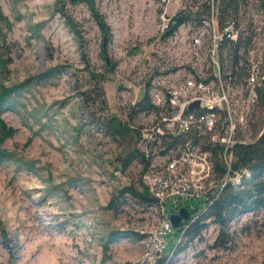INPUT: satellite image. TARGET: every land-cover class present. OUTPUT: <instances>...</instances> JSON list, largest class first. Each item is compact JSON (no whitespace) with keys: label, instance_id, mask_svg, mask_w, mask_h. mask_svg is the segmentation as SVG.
Listing matches in <instances>:
<instances>
[{"label":"rangeland","instance_id":"obj_1","mask_svg":"<svg viewBox=\"0 0 264 264\" xmlns=\"http://www.w3.org/2000/svg\"><path fill=\"white\" fill-rule=\"evenodd\" d=\"M54 2L0 0L10 23L0 84L31 79L14 95L15 109L1 112L14 129L3 146L21 162H0V264H119L140 253L143 237L118 236L103 248L108 233L132 230L144 235L158 220L153 207L130 196L121 197L113 209L106 206L123 186L141 191L140 157L124 167L121 162L129 151L139 152L133 129L149 128L158 111L132 114L131 109L148 94L151 82L187 72L183 37L202 29L183 24L176 29V39L161 36L162 22L190 0H94L109 28L107 35L83 3H65V11L78 24L79 41L54 11ZM84 59L101 80V102L90 91L93 78ZM52 67L58 71L48 80L35 78ZM109 117L123 125L114 137L105 129ZM263 129L264 105L257 104L247 115L242 136L250 142ZM162 146L155 145L150 159L169 154ZM181 205L195 215L206 202L202 197L169 196L163 205L165 217ZM179 229L170 227L163 235L157 264H264V210L235 216L225 228V248L213 246L217 230L209 225L200 238L167 259ZM1 230L14 245L11 254L1 244Z\"/></svg>","mask_w":264,"mask_h":264},{"label":"built area","instance_id":"obj_2","mask_svg":"<svg viewBox=\"0 0 264 264\" xmlns=\"http://www.w3.org/2000/svg\"><path fill=\"white\" fill-rule=\"evenodd\" d=\"M170 18L160 25L161 33ZM199 27L202 31L183 37L187 43V72L150 83L148 97L158 115L149 128H134L143 155L140 181L154 199L158 220L153 229L144 233L140 253L119 264H157L164 246L163 235L171 227L163 210L169 196L202 197L209 202L228 181L234 183L239 179L237 173L228 177L227 172L214 178L210 148H219L217 160L228 170L230 149L236 143L246 142L242 135L247 115L258 104V90L264 88V54L260 41H254L244 56L245 63L242 59L238 62L243 74L237 76L230 70L226 51L220 48L238 37L239 28L231 23L218 26L212 8ZM176 29L166 36L169 41L179 35ZM193 101H198L197 107L188 109ZM175 141L174 146L160 148L168 155L150 159L155 145ZM193 217L190 214L188 220Z\"/></svg>","mask_w":264,"mask_h":264},{"label":"trees","instance_id":"obj_3","mask_svg":"<svg viewBox=\"0 0 264 264\" xmlns=\"http://www.w3.org/2000/svg\"><path fill=\"white\" fill-rule=\"evenodd\" d=\"M65 3L70 5L83 3L101 33L104 35L108 34L109 28L102 14L94 6V0H55L54 11L60 15L65 26L79 41H81V35L78 24L65 11ZM189 3L186 7L171 16L166 29L161 35L163 38L171 35L178 26L183 24H189L192 28L200 26L202 20L210 15V9L212 8L215 11L218 26L222 27L231 23L233 26L239 28L240 34L238 37L234 41L229 42V44L224 43L220 48V50L224 49L226 51V58L229 61V67L232 73H235L237 76L243 74V68L238 66V62L242 59V63H245L244 56L247 50L254 46V41L258 40L261 42V49L264 54V0H190ZM9 29L10 23L0 10V70L6 64V60L2 55L5 49V32ZM83 64L90 78H93L92 89L90 91L99 97L101 102L102 91L98 85L101 80L99 81V79L95 78L96 75L91 71L87 59H84ZM106 70H109V65L106 67ZM57 71V67H52L37 75L35 78L40 82H44L57 73ZM30 83L31 79H25L13 86L0 84V162L3 160H18V162H21L12 151L3 146V142L12 136L14 129L3 120L1 112L4 109L14 110L16 106L14 103V95ZM83 94L90 96L89 92ZM257 103L264 105V88L258 90ZM153 109L155 107L150 103L148 94L144 92L142 97L132 107L131 113L148 112ZM122 126L115 117H109L105 123L107 134L111 137L119 135L122 132ZM175 143L176 141L167 143L165 146L169 148L174 146ZM219 151L217 147L210 148L211 156L214 160L213 172L215 179L221 178L226 172L228 177H234L235 173H237L239 179L234 183L228 181L212 196L209 202H206V206L198 214L192 215L194 217L185 223L186 226L183 229H179L180 236L171 255L183 251L192 240L200 238L201 231L209 225L216 227L217 230L213 246L225 248L228 243L225 228L235 216L243 212L264 210V129L254 140L236 143L232 146L230 149V165L228 170L220 165L217 160ZM136 156H139L140 161H142L143 155L140 152L135 149L129 151L123 157L121 166L124 167ZM124 196H130L145 206L154 207V199L147 194L141 184V191L131 185L118 189L116 194L108 201L107 208L113 209L116 202ZM1 232V244L3 248L8 253H13L15 251V249L13 251L14 245H9L8 237L3 230ZM118 236L138 240L144 235L132 230L110 231L106 236L103 248H106L107 244L114 242Z\"/></svg>","mask_w":264,"mask_h":264},{"label":"water","instance_id":"obj_4","mask_svg":"<svg viewBox=\"0 0 264 264\" xmlns=\"http://www.w3.org/2000/svg\"><path fill=\"white\" fill-rule=\"evenodd\" d=\"M197 105H198V101H193L188 105V109L195 108L197 107ZM190 214H191L190 209L184 205H181L175 211L170 212L167 215V219L171 227L180 228L184 222L188 221Z\"/></svg>","mask_w":264,"mask_h":264}]
</instances>
